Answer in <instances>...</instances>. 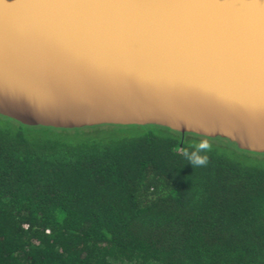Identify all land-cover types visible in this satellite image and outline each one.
I'll list each match as a JSON object with an SVG mask.
<instances>
[{"label":"water","instance_id":"95a60500","mask_svg":"<svg viewBox=\"0 0 264 264\" xmlns=\"http://www.w3.org/2000/svg\"><path fill=\"white\" fill-rule=\"evenodd\" d=\"M0 116L264 154V0H0Z\"/></svg>","mask_w":264,"mask_h":264},{"label":"trees","instance_id":"16d2710c","mask_svg":"<svg viewBox=\"0 0 264 264\" xmlns=\"http://www.w3.org/2000/svg\"><path fill=\"white\" fill-rule=\"evenodd\" d=\"M203 139L210 163L194 169L183 150ZM0 264H264V154L0 116Z\"/></svg>","mask_w":264,"mask_h":264},{"label":"clouds","instance_id":"9594fccd","mask_svg":"<svg viewBox=\"0 0 264 264\" xmlns=\"http://www.w3.org/2000/svg\"><path fill=\"white\" fill-rule=\"evenodd\" d=\"M213 151V145L207 140L193 141L183 150L184 158L193 168L207 167L210 163L208 153Z\"/></svg>","mask_w":264,"mask_h":264},{"label":"bare ground","instance_id":"6f19581e","mask_svg":"<svg viewBox=\"0 0 264 264\" xmlns=\"http://www.w3.org/2000/svg\"><path fill=\"white\" fill-rule=\"evenodd\" d=\"M56 25H58V26L61 27V29H62V27H63V28H64V27H67V21H66V20L64 21V26H62V25L60 26L58 22H57Z\"/></svg>","mask_w":264,"mask_h":264}]
</instances>
